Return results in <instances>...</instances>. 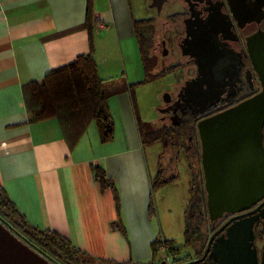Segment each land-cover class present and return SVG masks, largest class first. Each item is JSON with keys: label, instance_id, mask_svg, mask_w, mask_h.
<instances>
[{"label": "crops", "instance_id": "obj_1", "mask_svg": "<svg viewBox=\"0 0 264 264\" xmlns=\"http://www.w3.org/2000/svg\"><path fill=\"white\" fill-rule=\"evenodd\" d=\"M87 9L88 0H0V184L31 226L63 236L87 254L88 264H155L152 245L177 241L167 239L161 220L155 193L162 189H152L154 171L138 125L140 99L131 89L152 82H145L133 21L156 22L160 16H135L131 0H94L90 33ZM92 48L111 92L114 139L103 143L92 123L71 149L58 119L29 123L24 87ZM191 67L194 75L174 85L175 96L169 92L160 109L163 128L167 105L178 102L186 82L198 77L197 66ZM94 168L106 172L116 192L102 189ZM159 252L167 257L165 249Z\"/></svg>", "mask_w": 264, "mask_h": 264}, {"label": "water", "instance_id": "obj_2", "mask_svg": "<svg viewBox=\"0 0 264 264\" xmlns=\"http://www.w3.org/2000/svg\"><path fill=\"white\" fill-rule=\"evenodd\" d=\"M159 1L158 7L162 8L166 0ZM206 29L199 28L197 37L192 36L194 50L204 67L201 62L197 65V79L186 82L178 102L185 100L196 119L194 129L202 145L210 220L217 221L225 214L239 215L221 230L226 228L224 236L212 247L213 240L210 241L207 254L210 252V259L219 260L220 264H264V258L263 262L258 258L254 231L260 218L264 220V202L250 211L264 200V34L248 40L262 91L232 108L209 115L215 111L226 83L215 58L216 31ZM168 54V50L163 53ZM205 76L208 80H204ZM0 264L53 263L0 222Z\"/></svg>", "mask_w": 264, "mask_h": 264}, {"label": "trees", "instance_id": "obj_3", "mask_svg": "<svg viewBox=\"0 0 264 264\" xmlns=\"http://www.w3.org/2000/svg\"><path fill=\"white\" fill-rule=\"evenodd\" d=\"M172 17L176 19L180 15ZM93 19L94 0H88L86 28L90 33L93 32ZM154 23V20L133 21V28L146 69L145 82L152 80L150 78L152 63L146 53V46L149 43L144 29L153 26ZM172 71L174 69L170 68L163 74ZM134 87L131 89L132 95L135 92ZM110 97L111 92L105 88L104 81L99 76L93 48L88 55L81 56L74 64L54 70L42 81L31 82L24 87L29 123L36 124L52 118L58 119L71 149L82 139L92 123L97 125L103 143H109L114 139L115 125L108 106ZM138 125L144 146L160 142L169 136L168 132L172 135L170 130L148 133L140 119ZM94 171L96 180L103 190H115L112 180L108 178L103 169L94 168ZM173 180L156 178L152 181V189L162 188ZM0 222L21 239L38 248L42 254L56 260L57 264H88L91 261L86 253L75 248L63 236L31 226L18 211L1 184ZM193 226V222H190L184 245L169 241L155 242L152 245L154 256L156 257L160 248H163L166 250L167 257H174L173 264L188 263L189 260L183 262L178 256L183 247H190L192 242L189 235ZM162 261L165 262L166 258ZM160 262L161 260L155 264H160Z\"/></svg>", "mask_w": 264, "mask_h": 264}, {"label": "flooded vegetation", "instance_id": "obj_4", "mask_svg": "<svg viewBox=\"0 0 264 264\" xmlns=\"http://www.w3.org/2000/svg\"><path fill=\"white\" fill-rule=\"evenodd\" d=\"M183 2L187 4L188 11L179 13L182 15V22H184V25H182L184 36L179 37L178 48L183 58L187 59L185 65L190 67V65L197 66L200 62L201 64L203 63L193 46V37H197L196 31L199 28L216 31L215 45L217 50L215 58L217 63L224 64L221 67V76L226 85L222 89V97L215 111L209 115L225 111L259 94L262 91V85L254 70L253 60L249 53L248 40L258 33L264 34V0H183ZM160 3L158 0V5ZM188 34L190 35L189 38ZM204 38L206 40L207 37L205 36ZM162 47L165 52L167 48L164 47V42ZM166 109L164 118L167 124L164 129H169L173 135L183 134L187 137L189 145L186 146V150L193 157L197 156L200 158V174L204 183V190L201 191L199 189L201 195L197 198V208L196 210L195 208L192 209L190 214L195 222L190 232L191 247L194 250L195 258L188 261V263L220 264L219 260L210 259V252L207 254L210 241L213 240L212 247L218 239L224 236L226 228L223 231L221 230L239 215L225 214L223 218L217 221L212 222L210 220L207 212L202 145L199 135L194 129L196 119L183 99L167 105ZM263 202L264 200L250 211L258 208ZM262 210H264V206ZM260 228L264 232V220L261 218L256 223L254 231L258 258L260 262H263L264 250L260 251L257 246V240L260 238L264 239V233L263 235H258ZM44 256L51 263L57 264L53 258ZM196 261L198 263H195Z\"/></svg>", "mask_w": 264, "mask_h": 264}, {"label": "rangeland", "instance_id": "obj_5", "mask_svg": "<svg viewBox=\"0 0 264 264\" xmlns=\"http://www.w3.org/2000/svg\"><path fill=\"white\" fill-rule=\"evenodd\" d=\"M151 0H131L132 10L135 16L145 18H156L158 20L146 29L144 32L148 39L146 53L152 63L150 78L152 82L141 91L135 90L140 99L141 122H144L146 132L166 131L161 123L157 121L160 116V109L166 105L168 101L167 94L174 93V85L183 79L193 76L195 68L185 65L186 58H183L179 48L178 39L184 36V29L181 24V16L179 13H186L187 4L182 1L167 0L164 7H158V0L150 3ZM180 15L176 19L171 15ZM208 39L206 38V41ZM166 42L168 56L163 57L164 49L162 43ZM156 48V49H155ZM154 50L156 54L153 55ZM153 52V53H152ZM157 64V66H156ZM224 64L219 63L218 67ZM170 68L174 69L171 73L163 74ZM177 69V71H175ZM208 80V76L204 77ZM143 124V123H142ZM169 130V129H167ZM167 137L160 142L145 145V150L151 169L153 168V180L162 177L163 179H174L170 184L154 190L157 194V206L161 215L163 226L168 231L167 239L170 237L176 239V244L184 245L186 243V233L188 236V224L191 218V207L195 203L197 206V198L200 196L199 189L204 190L202 175L200 174L199 160L193 157L186 150L189 145L185 135H171L168 132ZM178 179V180H177ZM199 192V193H198ZM193 208V209H194ZM192 219V218H191ZM193 221L192 219L190 222ZM258 235H263L262 229L258 231ZM191 234V233H190ZM191 237V235H189ZM182 248L178 258L187 262L195 258L194 250L191 247ZM258 249L264 250V239L257 240ZM165 255L158 252L157 262ZM172 261L174 257H172Z\"/></svg>", "mask_w": 264, "mask_h": 264}, {"label": "built area", "instance_id": "obj_6", "mask_svg": "<svg viewBox=\"0 0 264 264\" xmlns=\"http://www.w3.org/2000/svg\"><path fill=\"white\" fill-rule=\"evenodd\" d=\"M167 264H170L171 263V259L169 257H166V261H165Z\"/></svg>", "mask_w": 264, "mask_h": 264}]
</instances>
